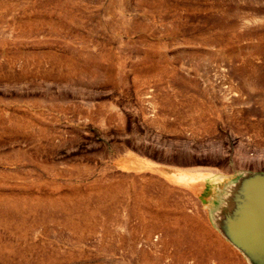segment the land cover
<instances>
[{
  "label": "rangeland",
  "instance_id": "1",
  "mask_svg": "<svg viewBox=\"0 0 264 264\" xmlns=\"http://www.w3.org/2000/svg\"><path fill=\"white\" fill-rule=\"evenodd\" d=\"M256 174L264 0H0V264H253Z\"/></svg>",
  "mask_w": 264,
  "mask_h": 264
},
{
  "label": "water",
  "instance_id": "2",
  "mask_svg": "<svg viewBox=\"0 0 264 264\" xmlns=\"http://www.w3.org/2000/svg\"><path fill=\"white\" fill-rule=\"evenodd\" d=\"M229 198V211H227L229 212V216L223 222L224 232L237 249L243 250L244 246L236 240V237H248L250 236V232L246 230L240 232L238 228L241 227V224L247 217L246 206L251 205L255 201L257 203L264 201V175L256 174L243 177L230 193ZM260 222L262 224L259 231L256 232H260L264 236V214L260 217ZM253 264L259 263L254 262Z\"/></svg>",
  "mask_w": 264,
  "mask_h": 264
},
{
  "label": "crops",
  "instance_id": "3",
  "mask_svg": "<svg viewBox=\"0 0 264 264\" xmlns=\"http://www.w3.org/2000/svg\"><path fill=\"white\" fill-rule=\"evenodd\" d=\"M264 202V201H263ZM258 216V217H257ZM254 218H249V219H245L244 220V224L246 226V230L250 232V237L252 238H259V245L260 247H256L255 244L252 245L250 248V251L253 253V257L254 259H258L255 260L256 262H258L259 264H263L264 263V236H262L259 233H257L256 231H259L260 226H261V222H260V215H257ZM258 245V244H257ZM260 248V249H259ZM255 249V250H254Z\"/></svg>",
  "mask_w": 264,
  "mask_h": 264
},
{
  "label": "bare ground",
  "instance_id": "4",
  "mask_svg": "<svg viewBox=\"0 0 264 264\" xmlns=\"http://www.w3.org/2000/svg\"><path fill=\"white\" fill-rule=\"evenodd\" d=\"M204 177V176H203ZM209 178V177H208ZM197 227V226H196ZM190 230V229H189ZM193 230V229H192ZM201 236V235H200ZM196 238V237H195ZM198 238V237H197ZM246 240V239H245ZM258 243V242H256ZM252 244V243H251ZM252 246V245H251ZM264 246V245H263ZM214 249V248H213ZM216 249V248H215ZM260 249V248H259ZM217 250V249H216ZM255 250V249H254ZM218 252V251H217ZM212 254V253H211ZM223 262V261H222ZM261 264V263H260Z\"/></svg>",
  "mask_w": 264,
  "mask_h": 264
}]
</instances>
